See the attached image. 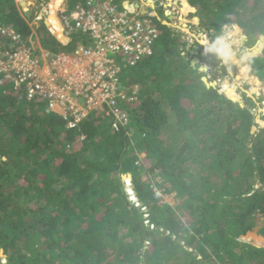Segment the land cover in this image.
Returning a JSON list of instances; mask_svg holds the SVG:
<instances>
[{
  "label": "trees",
  "instance_id": "trees-1",
  "mask_svg": "<svg viewBox=\"0 0 264 264\" xmlns=\"http://www.w3.org/2000/svg\"><path fill=\"white\" fill-rule=\"evenodd\" d=\"M34 4L40 10L43 0ZM186 7L187 22L213 40L229 26L240 27L249 45L264 36V0H188ZM46 21L33 33L14 0H0V25L35 51L72 54L90 44L83 35L64 44ZM157 22L154 54L122 69L125 89H140L123 104L127 129L114 132L93 117L67 130L43 103L20 101L11 90L0 97V264H205L211 257L264 264V248L240 239L257 228L264 237L257 105L247 94L242 107L207 87L189 59L199 44ZM211 65L220 66L218 55ZM250 67L264 83V50ZM226 93L233 97L230 87ZM129 175L139 207L124 188ZM157 192L178 205H159ZM248 240L264 245L255 235Z\"/></svg>",
  "mask_w": 264,
  "mask_h": 264
},
{
  "label": "built area",
  "instance_id": "built-area-1",
  "mask_svg": "<svg viewBox=\"0 0 264 264\" xmlns=\"http://www.w3.org/2000/svg\"><path fill=\"white\" fill-rule=\"evenodd\" d=\"M33 1L27 0L20 13L35 33V24L50 13L43 0L40 14L27 19L26 14L34 11ZM157 1L83 0L71 10L59 7L62 42L69 44L75 35L90 41L72 54H51L34 42L35 51L18 30L0 25V97L11 90L20 101L43 103L45 112L60 116L67 130L79 129L93 117L114 132L127 129L130 119L123 104L134 103L140 89H125L122 69L136 67L154 54L161 35L157 21L172 27L171 6L163 0L161 15ZM207 35L202 34V39L207 40ZM156 197L163 196L157 192Z\"/></svg>",
  "mask_w": 264,
  "mask_h": 264
},
{
  "label": "rangeland",
  "instance_id": "rangeland-1",
  "mask_svg": "<svg viewBox=\"0 0 264 264\" xmlns=\"http://www.w3.org/2000/svg\"><path fill=\"white\" fill-rule=\"evenodd\" d=\"M18 1L19 0H14L16 6L18 5ZM46 1V5H49V3L51 2V0ZM77 1L78 0H66L65 4L62 3L59 7L63 10H71ZM162 1L163 0H158L156 2V10L161 15L163 13V10H161L159 5ZM166 1L168 5L171 6L170 9L173 13V18H171V26L177 29V31H180L182 33V38L188 41L190 44L195 41L199 44V47L195 48L194 51L190 54L189 59L199 60V63L195 64V66L199 67V71L202 66L208 68L207 74L203 78H207L208 83L215 84L217 88L219 86V88L224 92H227L228 88L230 87L233 98H239L242 104H244L243 94H247L248 97H251L257 105V109L254 110L257 115V123L260 127L264 128V83L259 82L257 80V77L253 76L252 68L250 67V61L253 58L258 57L260 53L264 50V36H260L255 45H249V40L240 27L229 26L222 31L221 35L218 36L217 39H211V36L208 34V39L203 40L201 35L206 33H204L203 30L195 26L193 22H187V20H193L192 18L187 20L185 19V15L187 14L186 2H188V0ZM21 2L26 3V0ZM40 23L41 22L36 23V27ZM48 25L55 33L58 32V35H61L62 29L60 24L57 22L56 15H51L50 17H48L47 21L42 24L43 28H47ZM236 27L239 28L238 34H235ZM78 37H80V35H78ZM73 38L75 40L76 37L73 36ZM61 39L65 40L64 38ZM260 44L263 45L262 48L256 54H254L253 52L256 51V48H258ZM217 55L220 57V66L223 65L226 69L225 73H222V70H220V66L218 68H214L211 65V62L215 59V57H217ZM242 66H249L250 71L248 73H243L240 69ZM26 107H28V105H26ZM144 156L145 154L140 155V157L142 158ZM145 179L146 177H144V180ZM158 180L159 177L156 179V181ZM129 182L130 183H128L127 180H125L124 182L125 191L129 196V199L132 204H134L136 207H139L140 204L138 203V199L135 195V192L133 191L131 181ZM162 196L163 197L159 198V205L163 203L169 204L172 207H176L178 205V200L174 198V195ZM156 199L158 198L156 197ZM142 211L146 212V209L144 208L142 209ZM181 212L182 210L177 211V214H181ZM146 217L148 218V216L146 215L143 216L144 219ZM261 222L262 225H264V220ZM145 223L148 224V221H146ZM258 229L259 228L255 229L254 231L248 232L245 236H242L240 239L253 246L264 248L263 244L257 245L254 241L252 242L248 240L250 235L261 237L264 240V237H262L258 233ZM221 263L222 262L217 260L215 257H211L210 259H208V261L205 262V264Z\"/></svg>",
  "mask_w": 264,
  "mask_h": 264
},
{
  "label": "water",
  "instance_id": "water-1",
  "mask_svg": "<svg viewBox=\"0 0 264 264\" xmlns=\"http://www.w3.org/2000/svg\"><path fill=\"white\" fill-rule=\"evenodd\" d=\"M22 6H23V4H22ZM30 15H31V13H29V14H27V17L29 18L30 17ZM197 59H194V60H191V65L192 66H195V64H197V63H199V60H197ZM203 82L206 84V86L207 87H217L215 84H213V83H208V81L207 80H205V79H203ZM218 88H219V86H218ZM219 93L220 94H224L230 101H232V102H234V103H239L242 107L244 106V104H242V102L239 100V98L238 99H235V98H233V97H230V96H228V94L226 93V91L224 92L223 90H221L220 88H219ZM126 177H129L130 178V180H131V175H129V176H124V180H126Z\"/></svg>",
  "mask_w": 264,
  "mask_h": 264
},
{
  "label": "bare ground",
  "instance_id": "bare-ground-1",
  "mask_svg": "<svg viewBox=\"0 0 264 264\" xmlns=\"http://www.w3.org/2000/svg\"><path fill=\"white\" fill-rule=\"evenodd\" d=\"M22 1H25V0H22ZM171 1V0H170ZM65 2H66V0H51V2L49 3V7L48 8H46L45 9V11L46 12H49L50 13V16L51 15H55L56 14V12H57V10H58V8H59V6L62 4V3H64L65 4ZM18 4H19V1H18ZM23 4H24V7H25V2H23ZM197 61V60H196ZM203 70V66L201 67V69H200V72H203L205 75L207 74V71L206 70H204V71H202ZM203 79H205V80H207V78H203ZM264 93V92H263ZM236 99H238V98H236Z\"/></svg>",
  "mask_w": 264,
  "mask_h": 264
},
{
  "label": "crops",
  "instance_id": "crops-1",
  "mask_svg": "<svg viewBox=\"0 0 264 264\" xmlns=\"http://www.w3.org/2000/svg\"><path fill=\"white\" fill-rule=\"evenodd\" d=\"M22 0H19V3L21 2ZM27 1V0H26ZM34 1H36V0H34ZM35 5V4H34ZM49 7V5H46L45 6V8H48ZM16 8H18L17 6H16ZM34 8V11L32 12V14L30 15V16H32V18L34 19L35 18V16H37L38 14H40V12L38 11V10H36L35 9V6L33 7ZM42 13H43V11H42ZM45 18H47V17H45ZM27 24V23H26ZM28 25V24H27Z\"/></svg>",
  "mask_w": 264,
  "mask_h": 264
},
{
  "label": "clouds",
  "instance_id": "clouds-1",
  "mask_svg": "<svg viewBox=\"0 0 264 264\" xmlns=\"http://www.w3.org/2000/svg\"><path fill=\"white\" fill-rule=\"evenodd\" d=\"M33 3H34V1H33ZM22 4H23V2H20L18 5H17V10H18V12H19V14L21 15V13H20V11H22V8H24V5L22 6ZM36 5V4H35ZM25 7H26V3H25ZM39 11V10H38ZM27 14H29V13H27ZM27 14H26V17H27ZM22 17V16H21ZM32 16H30L29 18L27 17V19H30ZM23 18V17H22ZM25 21V20H24ZM26 23V22H25ZM35 31H36V29H35ZM131 181V180H130ZM130 183V182H129Z\"/></svg>",
  "mask_w": 264,
  "mask_h": 264
}]
</instances>
